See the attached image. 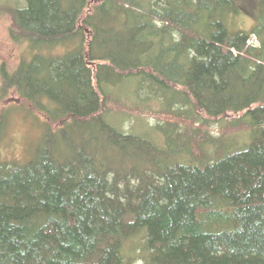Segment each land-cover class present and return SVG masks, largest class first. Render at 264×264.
<instances>
[{
	"label": "trees",
	"instance_id": "1",
	"mask_svg": "<svg viewBox=\"0 0 264 264\" xmlns=\"http://www.w3.org/2000/svg\"><path fill=\"white\" fill-rule=\"evenodd\" d=\"M240 2L251 32L229 30ZM7 8L32 58L1 71L0 264H264V0ZM126 79L166 106L150 134L109 122ZM11 92L49 121L22 165L1 154Z\"/></svg>",
	"mask_w": 264,
	"mask_h": 264
},
{
	"label": "rangeland",
	"instance_id": "2",
	"mask_svg": "<svg viewBox=\"0 0 264 264\" xmlns=\"http://www.w3.org/2000/svg\"><path fill=\"white\" fill-rule=\"evenodd\" d=\"M17 5L24 6L25 0H0V90L2 87V68L13 72L22 60L29 61L32 58V51L28 44H19L11 39L10 31L13 27V21L8 13L7 7H17ZM239 5L242 13L240 16H231L229 19L230 28H228L231 32L238 30L251 32L257 23L256 12L253 8L248 9L244 7L242 2ZM137 83L138 80L128 81L126 79L118 84L115 93L121 97L123 100L122 104L126 106L116 107L126 108L124 110L126 114L113 115L109 118V122L114 126L123 125L126 132L135 133L134 135L150 134L151 129L156 127L160 121L157 114H150L148 110L163 111L166 106H160L156 102L152 103L153 106H148L147 103L143 104L139 102L138 98L134 95L138 90ZM48 106L54 105L50 104ZM1 107L6 111L7 122V128L5 129L1 144L2 157L9 163L27 164L40 149L49 121L44 115L34 113L30 104L21 101L19 95L14 92L9 93L3 99ZM175 110H178V108L176 107ZM229 116L232 120L237 118L236 115L231 114ZM179 122L185 128L188 125L187 121L181 122L179 120ZM195 126L197 125H193L194 128H196ZM57 128L58 126L56 125L54 129ZM210 131L211 133L217 134V136L221 134V130L215 127H212ZM248 135L249 133L247 134L245 132L236 133L231 136L229 143L234 146L236 145V141L243 144L246 143L237 147L240 149L245 148L253 140H249L248 142ZM208 150L212 154L213 149L209 147ZM212 156L214 157V155Z\"/></svg>",
	"mask_w": 264,
	"mask_h": 264
},
{
	"label": "bare ground",
	"instance_id": "3",
	"mask_svg": "<svg viewBox=\"0 0 264 264\" xmlns=\"http://www.w3.org/2000/svg\"><path fill=\"white\" fill-rule=\"evenodd\" d=\"M250 44L252 45H255L256 46V44H259L258 42H256V40H255V37H253V39L250 41Z\"/></svg>",
	"mask_w": 264,
	"mask_h": 264
},
{
	"label": "water",
	"instance_id": "4",
	"mask_svg": "<svg viewBox=\"0 0 264 264\" xmlns=\"http://www.w3.org/2000/svg\"><path fill=\"white\" fill-rule=\"evenodd\" d=\"M256 46H259V44H256Z\"/></svg>",
	"mask_w": 264,
	"mask_h": 264
}]
</instances>
